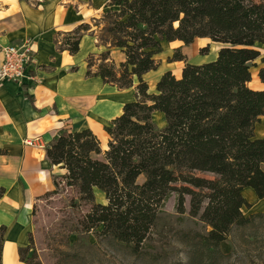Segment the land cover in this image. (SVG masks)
<instances>
[{
    "label": "trees",
    "instance_id": "1",
    "mask_svg": "<svg viewBox=\"0 0 264 264\" xmlns=\"http://www.w3.org/2000/svg\"><path fill=\"white\" fill-rule=\"evenodd\" d=\"M108 5L57 45L76 54L84 35L95 37L105 50L88 57L86 76L120 89L136 87L137 93L104 127L106 147L91 129H62L53 138L45 155L55 189L45 196L74 189L80 201L91 204L79 221L83 231L102 226L96 236L126 244L134 254L158 234L169 199L175 195L182 218L189 197V217L205 232L184 234L203 264L230 248L234 227L264 216L246 217L244 207L252 205L242 195L250 187L264 199V138L254 133L264 118V89L249 86L255 62L264 63L256 46L264 43V0H108ZM164 40L185 45L206 40L202 54L216 44L217 58L165 72L150 93L143 77L158 68L155 56ZM113 49L123 61L114 60ZM173 60L184 58L176 53ZM258 76L264 84V67ZM156 112L164 114L162 128L153 121ZM96 190L105 203L97 202ZM5 192L0 186V197ZM6 230L0 226V264ZM26 251L20 254L28 264L34 257L28 259Z\"/></svg>",
    "mask_w": 264,
    "mask_h": 264
},
{
    "label": "crops",
    "instance_id": "2",
    "mask_svg": "<svg viewBox=\"0 0 264 264\" xmlns=\"http://www.w3.org/2000/svg\"><path fill=\"white\" fill-rule=\"evenodd\" d=\"M28 7L34 15L27 13ZM109 9L108 0H46L42 6L26 0H0V67L3 47L29 42L33 50L25 76L0 83V149L5 153L0 155V186L6 190L0 197V226L7 229L2 264H26L20 253L29 245L33 202L54 187L51 164H45L47 146L62 129H91L97 134L91 120L78 128L74 121L97 100L100 87L108 86L99 77L86 76L88 57L105 47H98L96 38L86 34L78 53L70 54L59 49L57 41H63L78 23ZM112 57L116 62L124 60L118 49L112 50ZM258 80L255 86L251 80L249 86L264 89ZM254 133L264 138V118ZM263 202L256 195L251 209Z\"/></svg>",
    "mask_w": 264,
    "mask_h": 264
},
{
    "label": "rangeland",
    "instance_id": "3",
    "mask_svg": "<svg viewBox=\"0 0 264 264\" xmlns=\"http://www.w3.org/2000/svg\"><path fill=\"white\" fill-rule=\"evenodd\" d=\"M26 1L36 5L46 0ZM207 43L206 40H196L189 45L178 41L162 45V51L155 56L158 68L143 77L148 83L149 92H156L157 82L167 71L178 73L186 62L201 64L215 60L218 54L216 44H210L209 51L202 54ZM256 46L264 54V43ZM176 53L184 60L174 61ZM263 64L258 59L251 69L254 86L259 81L258 73L264 67ZM136 93V87L120 89L109 85L101 86L97 100L82 115L75 117V126L81 127L91 120L102 146L106 147L107 136L102 126L105 122L109 124L115 115H119L123 105L134 100ZM154 122L160 128L166 124L161 116L158 122ZM4 181H8V177ZM139 181L142 182L143 178ZM54 189L52 187L50 191ZM95 195L97 202H106L105 196L98 193V190ZM189 199L186 198V214L182 219L176 212V198L173 195L159 222L158 234L145 243L139 254H134L126 244L96 236V230L100 232L102 226L92 232L83 231L79 221L90 210L91 204L80 201L74 189L65 187L62 192L46 196L44 194L34 200L31 208L28 253L24 252V256L28 259L34 257L28 264H200L193 255L192 247L188 246L184 233L205 232V228L200 222H196L198 219L189 217ZM262 205L264 202L255 210L244 207L245 216L264 213ZM203 264H264V216L256 217L247 226L234 227L231 231L230 248Z\"/></svg>",
    "mask_w": 264,
    "mask_h": 264
},
{
    "label": "built area",
    "instance_id": "4",
    "mask_svg": "<svg viewBox=\"0 0 264 264\" xmlns=\"http://www.w3.org/2000/svg\"><path fill=\"white\" fill-rule=\"evenodd\" d=\"M2 50L4 61L0 67V83L8 80L20 81L32 62L33 50L30 43H11Z\"/></svg>",
    "mask_w": 264,
    "mask_h": 264
},
{
    "label": "bare ground",
    "instance_id": "5",
    "mask_svg": "<svg viewBox=\"0 0 264 264\" xmlns=\"http://www.w3.org/2000/svg\"><path fill=\"white\" fill-rule=\"evenodd\" d=\"M26 11H27L28 14L34 15V14H32V12H30L29 7L26 8ZM161 44H162V45H166V44H168V41L164 40V41L161 42ZM213 60H214V59H213ZM147 74H148V73H147ZM147 74H146V75H147ZM146 75H144V76H146ZM160 116H161L162 118H164V114H163V113H160V112H156V113H154V114H153V119H154V121L158 122V121L160 120ZM257 133H258V136H260V137L262 136V132H261L260 130H258ZM45 164H46L47 166L50 165L48 161H46ZM98 193L104 195V193H102V192H100V191H98ZM242 195H243V197L246 198V199L248 200V202H250V203H252V202H254V201L256 200V193H255V191H253L252 188H251V189H245V190H243V191H242ZM262 207H264V205H262Z\"/></svg>",
    "mask_w": 264,
    "mask_h": 264
}]
</instances>
